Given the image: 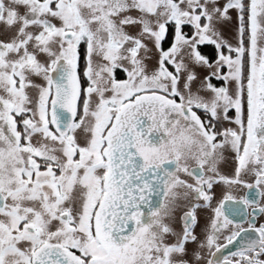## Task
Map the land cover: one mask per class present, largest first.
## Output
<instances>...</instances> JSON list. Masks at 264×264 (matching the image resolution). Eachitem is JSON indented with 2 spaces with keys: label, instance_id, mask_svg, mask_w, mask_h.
I'll use <instances>...</instances> for the list:
<instances>
[{
  "label": "snow or ice",
  "instance_id": "6c2138e0",
  "mask_svg": "<svg viewBox=\"0 0 264 264\" xmlns=\"http://www.w3.org/2000/svg\"><path fill=\"white\" fill-rule=\"evenodd\" d=\"M0 264H264V0H0Z\"/></svg>",
  "mask_w": 264,
  "mask_h": 264
},
{
  "label": "flooded vegetation",
  "instance_id": "af4514ba",
  "mask_svg": "<svg viewBox=\"0 0 264 264\" xmlns=\"http://www.w3.org/2000/svg\"><path fill=\"white\" fill-rule=\"evenodd\" d=\"M203 51H204L205 54L209 55V58L210 59H213L214 58V56H213V47L212 46H207L206 48L203 49ZM213 83H217V82L216 81H213ZM230 167H231L230 164L229 165H225L224 166L225 171L230 170ZM216 193H217V198L219 199L221 197V195H222V188H217L216 189ZM233 193L238 198L240 196H244L246 194L249 195V197H251L252 195H254L255 190L254 189L253 190H248V189H245V188H236V189L233 190ZM200 216H201V228H202L203 227L204 220H205V218L207 216V213L206 212H201L200 213ZM174 227H176L177 230H179L180 229L179 223H177L176 225H174ZM200 230H201L200 228L197 229L198 232ZM236 246H238V242H234V245H230L229 246V250H235V247ZM189 247L190 248L191 247H194V245H189ZM227 254H228V250H225L223 252V255H227Z\"/></svg>",
  "mask_w": 264,
  "mask_h": 264
},
{
  "label": "rangeland",
  "instance_id": "374dc122",
  "mask_svg": "<svg viewBox=\"0 0 264 264\" xmlns=\"http://www.w3.org/2000/svg\"><path fill=\"white\" fill-rule=\"evenodd\" d=\"M223 31L225 33L226 38L231 39V37L233 35V32H234V27H233L232 24L225 25L224 28H223Z\"/></svg>",
  "mask_w": 264,
  "mask_h": 264
}]
</instances>
